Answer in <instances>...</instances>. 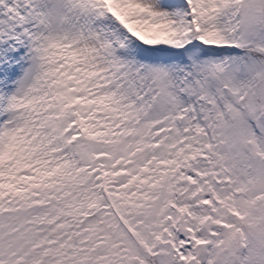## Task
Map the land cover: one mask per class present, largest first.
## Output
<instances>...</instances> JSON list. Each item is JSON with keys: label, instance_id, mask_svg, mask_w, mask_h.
<instances>
[{"label": "snow or ice", "instance_id": "obj_1", "mask_svg": "<svg viewBox=\"0 0 264 264\" xmlns=\"http://www.w3.org/2000/svg\"><path fill=\"white\" fill-rule=\"evenodd\" d=\"M0 264H264V0H0Z\"/></svg>", "mask_w": 264, "mask_h": 264}]
</instances>
